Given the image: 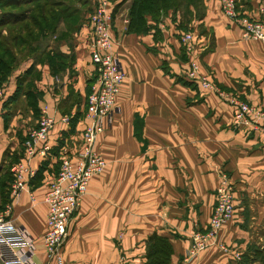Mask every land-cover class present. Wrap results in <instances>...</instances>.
<instances>
[{"label": "crops", "instance_id": "crops-1", "mask_svg": "<svg viewBox=\"0 0 264 264\" xmlns=\"http://www.w3.org/2000/svg\"><path fill=\"white\" fill-rule=\"evenodd\" d=\"M202 2L199 18L185 23L177 9L168 8L155 22L146 15L141 31L127 30L129 0L112 8L113 49L124 78L111 122L95 140L104 166L91 176L71 215L59 260L47 259L42 245V195L57 170L58 153L70 156L80 143L85 95L94 78L84 19L67 33L59 21L55 32L38 40V57L20 59L1 81L5 189L8 166L21 155V140L40 112L34 116L29 96L54 119L49 148L35 154L34 176L4 214L31 236L36 264H144L152 234L169 242L167 264H264V127L233 123L230 102L235 97L264 108V41L241 37L217 0ZM258 2L238 1L237 10L252 13ZM89 9L83 8V16ZM183 31L192 32L190 55L215 90L187 78ZM223 178L232 186L233 216L214 243L189 254L192 234L205 230Z\"/></svg>", "mask_w": 264, "mask_h": 264}, {"label": "built area", "instance_id": "built-area-1", "mask_svg": "<svg viewBox=\"0 0 264 264\" xmlns=\"http://www.w3.org/2000/svg\"><path fill=\"white\" fill-rule=\"evenodd\" d=\"M217 1L220 12L237 24L241 37L264 41V0H259L252 13L237 10V0ZM112 6L111 0H94L92 8L84 16L87 52L93 65L94 78L85 95L84 124L79 130V146L72 155H63L60 158L59 166L46 182L42 195L46 214L41 241L49 260L60 259V247L67 235L71 215L78 207L91 176L104 166L103 157L95 149V140L97 134L111 122L116 94L124 78V71L113 49ZM179 39L188 53L187 78L200 88L215 90L209 74L200 72L196 57L190 55L195 41L192 32H181ZM230 102L233 123L251 127L260 124L264 127V108L235 97L230 98ZM39 110L35 126L30 127L22 139L21 155L8 167L9 200L3 212H0V260L4 263L36 264L32 259L35 246L31 236L4 214L12 202L16 201L23 186L34 175L35 154L43 155L49 148V131L54 119L45 111L44 104ZM61 119L66 121L68 116L63 115ZM232 216V186L223 178L216 186L215 200L205 230H196L192 234L189 254L214 243L221 226ZM219 246L225 248L222 244Z\"/></svg>", "mask_w": 264, "mask_h": 264}, {"label": "trees", "instance_id": "trees-1", "mask_svg": "<svg viewBox=\"0 0 264 264\" xmlns=\"http://www.w3.org/2000/svg\"><path fill=\"white\" fill-rule=\"evenodd\" d=\"M121 1L123 0L112 1V8H116ZM89 5V0H0V84L20 59L28 55L38 57L40 53L38 40L55 32L59 21L65 27L63 33L77 29L84 19L83 8L91 9L92 5ZM9 6H19V8H9ZM128 8L127 30L138 31L147 27L146 15L155 22L168 8L181 12L183 20L184 11L188 16L187 20L199 18L203 14L202 0H129ZM54 55L58 58L60 56L56 52ZM29 97L28 104L36 116L39 112L35 104L36 97L34 94ZM8 175L10 180V174ZM39 175L37 172L35 177ZM2 185L4 192L0 196V206L9 200L8 183L6 189L5 184ZM169 253V242L163 236L152 234L146 246L144 264H167Z\"/></svg>", "mask_w": 264, "mask_h": 264}, {"label": "rangeland", "instance_id": "rangeland-1", "mask_svg": "<svg viewBox=\"0 0 264 264\" xmlns=\"http://www.w3.org/2000/svg\"><path fill=\"white\" fill-rule=\"evenodd\" d=\"M90 1V0H89ZM112 1H114V0H112ZM91 5V4H90ZM89 5V6H90ZM20 7H25L26 5H19ZM19 6L17 7V6H9V8H19ZM1 8V7H0ZM2 8H7V7H4V6H2ZM182 11V10H181ZM180 15H182L181 14V12H180ZM183 15H184V20H183V22H187L188 20L186 19L188 16H187V14H186V12L184 11L183 12ZM182 17V16H181ZM192 19V18H191ZM21 113H23V114H26V111H21ZM28 113V112H27ZM29 122H32V120L31 119H29L28 120ZM58 159L56 160V162L57 163H60V158H62V156H63V154L60 156V153H58ZM58 166H59V164H58ZM58 168V167H57ZM3 183H1V185H0V196L3 194V192H4V186L2 185Z\"/></svg>", "mask_w": 264, "mask_h": 264}]
</instances>
